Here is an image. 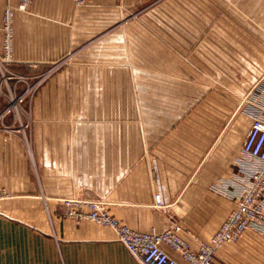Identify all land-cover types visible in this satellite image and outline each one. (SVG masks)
Segmentation results:
<instances>
[{
  "label": "crops",
  "instance_id": "obj_1",
  "mask_svg": "<svg viewBox=\"0 0 264 264\" xmlns=\"http://www.w3.org/2000/svg\"><path fill=\"white\" fill-rule=\"evenodd\" d=\"M19 3L0 0V60ZM14 29L13 72L65 63L25 105L27 133L4 130L12 116L0 124V264H138L111 228L63 217L74 198L141 233L180 225L193 250L210 241L250 183L241 157L264 119V0H32ZM231 94L251 110L230 112ZM214 264H264V237L247 231Z\"/></svg>",
  "mask_w": 264,
  "mask_h": 264
},
{
  "label": "built area",
  "instance_id": "obj_2",
  "mask_svg": "<svg viewBox=\"0 0 264 264\" xmlns=\"http://www.w3.org/2000/svg\"><path fill=\"white\" fill-rule=\"evenodd\" d=\"M32 0H20L18 7L9 6L3 20V56L0 60V88H7L5 99L7 106L0 113V124L6 118H14L13 125L4 126L5 131L25 133L29 129V112L25 105L37 94L43 84L61 68L65 62L58 63L37 77H28L13 72L14 50V16L17 11L27 13ZM77 7H86L90 0H73ZM24 87L18 92L19 87ZM27 133V132H26ZM241 162L247 170L250 183L237 199L236 209L229 215L216 234L208 242H200L199 249L193 250L180 236L182 227L175 225L164 233L152 231L141 233L131 229L114 218L103 207L102 203L87 199L64 200L65 219L77 222L90 221L97 225L111 228L118 241L130 252L138 264H181L173 259L164 249L167 245L177 252L184 264H214L218 251L227 244L238 243L249 230L258 232L264 237V119L256 117L248 132L242 149ZM5 197L0 192V200ZM156 207L163 203L156 195Z\"/></svg>",
  "mask_w": 264,
  "mask_h": 264
},
{
  "label": "rangeland",
  "instance_id": "obj_3",
  "mask_svg": "<svg viewBox=\"0 0 264 264\" xmlns=\"http://www.w3.org/2000/svg\"><path fill=\"white\" fill-rule=\"evenodd\" d=\"M55 74H56V73H55ZM55 74H54V75H55ZM54 75H53V76H54ZM53 76H52V77H53ZM52 77H51V78H52ZM51 78H49L48 80H50ZM48 80H47V81H48ZM47 81H46V82H47ZM46 82H45V83H46ZM45 83H44L43 85H45ZM230 97H231V100L233 101V103H234V102L236 103V108H234V109H230V112H234V111H236L238 106H241V105L243 106V103H245V105H246V107H247V105H248V104H247V102H248V97H247V96L243 97V94H235V95H234V94H231ZM233 103L231 104V106H234V105H235V104H233ZM248 106H249V105H248ZM242 110H243V109H242ZM242 110H241V111L238 110L239 113L243 112L244 110L247 111V110H251V109H248V107H247V108L244 109L243 111H242ZM108 213H109V212H108Z\"/></svg>",
  "mask_w": 264,
  "mask_h": 264
}]
</instances>
